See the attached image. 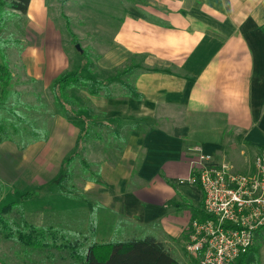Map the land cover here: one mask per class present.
I'll return each mask as SVG.
<instances>
[{
	"label": "crops",
	"instance_id": "obj_1",
	"mask_svg": "<svg viewBox=\"0 0 264 264\" xmlns=\"http://www.w3.org/2000/svg\"><path fill=\"white\" fill-rule=\"evenodd\" d=\"M14 12L4 23L13 41L3 48L12 84L34 93L43 109L44 99H59L73 119L48 118L45 139L2 142L0 157L10 149L21 159L11 183L26 185L37 169L53 186L70 155L94 151L98 173L87 178L83 196H64L85 198L97 241L128 240L121 221L162 220L173 206L187 228L203 203L189 180L196 148L215 163L255 172L264 148V0H30L25 14ZM63 26L77 49L70 50ZM74 73L104 83L99 94L70 88L76 109L57 86ZM162 230L155 237L184 264L183 249ZM253 248L245 264H264V228Z\"/></svg>",
	"mask_w": 264,
	"mask_h": 264
},
{
	"label": "rangeland",
	"instance_id": "obj_2",
	"mask_svg": "<svg viewBox=\"0 0 264 264\" xmlns=\"http://www.w3.org/2000/svg\"><path fill=\"white\" fill-rule=\"evenodd\" d=\"M6 9L9 13L14 12L8 7H6ZM54 17L58 19L56 15ZM10 18H13V16H10L8 19ZM59 22L62 25L61 19H59ZM18 23L20 24L19 21ZM4 28V25L0 26V51L2 52L7 43H3L1 45V42L7 40V38H11L5 33L8 32V28ZM61 30L65 40L70 41L68 42L70 50L73 51L74 49H77L80 42H77V38L73 34L72 29L70 27L65 28V26H63ZM86 43L87 42L84 41L81 43V46H87ZM4 58L5 57L0 54V60H4ZM73 67L74 64H72V68ZM16 85L17 84H12L11 82L9 91L0 99V124L5 126L8 135L11 137L10 140H5L3 142L15 141L18 145L20 144L25 146L32 138L43 135V132L44 134L49 132V125L46 121L48 118L56 117V114L62 113L66 117L73 119V115L71 113L64 112V108L62 107L63 103L60 102L59 99H44L43 109V104L39 100L40 98H37L34 93L21 91L19 86L16 87ZM89 86H94V83L89 82ZM55 87L56 86L53 87L54 92H52L54 95L56 91ZM68 94L70 95V91H68ZM73 99L75 100V98ZM67 104L73 108L76 107L75 101H72V103L67 102ZM41 112H44V121L43 119H39ZM34 132H37L38 135L35 136ZM10 146L11 145L9 143L6 144V148H9ZM81 149L83 148H80V150ZM7 152V156L9 158H6L5 155H1L0 157V207L8 202L22 200V207L27 219L35 222L39 226L46 227L52 224L55 228H62L66 232L72 234L75 228L79 230L83 227L85 234H87L89 223L87 219V202L86 204L83 202L85 198L79 197V200H81V202H79L76 200L78 198L71 199L64 196V192L71 193L72 195L76 194L78 196H83L84 185L87 182V178L93 177L96 173H98L97 168L92 167L95 165H91L90 163V160H94L95 152L87 150L84 153L81 150L82 154H84L87 159V165L85 167L80 159V157L83 156L82 154L80 157H75L68 165L64 163V170L62 169L58 174L59 177L61 176L58 179L60 183L56 184L58 186H52V183L55 182V180L50 181L51 185H48L49 182H42L45 178L41 179L38 176L43 172H39L37 169L32 174V180L26 183V185L24 183L20 185L15 184L16 182L11 183L12 180L15 179L13 178L14 175L20 173L19 164L21 159L15 156L14 151L7 149ZM14 157H16L15 160L13 159ZM227 165H229L233 171L242 172L236 168L232 162H227ZM67 170H69L70 174ZM67 173L71 175L70 178H67ZM191 183H193L194 186L197 184L192 181ZM28 189H34V193L32 196H29L30 198L26 199L23 193ZM182 205L184 206L182 210L188 207L184 203H182ZM170 208L171 210L162 220H154L148 224H141L133 220L121 221L119 229L127 227V231L130 236L124 239L142 238L149 235L159 237V231L163 229L161 232H163L165 236L172 234L173 236H171V240H174L173 244H177L178 242V247L183 249L184 254L182 262L184 264H195L193 258L186 252L184 244L190 224L187 228L186 225H180L184 222L175 220L173 217L174 215L176 216V210H178L179 207L173 206ZM198 215L199 212L194 213L193 219L197 218ZM12 216L18 220L20 218V214L17 212H13ZM183 217L185 216L183 215ZM177 227L178 230H180L181 227V234H179ZM0 259L5 264H78L75 259H71L67 251H60L55 248L42 250L33 249L14 240H6L1 236Z\"/></svg>",
	"mask_w": 264,
	"mask_h": 264
},
{
	"label": "built area",
	"instance_id": "obj_3",
	"mask_svg": "<svg viewBox=\"0 0 264 264\" xmlns=\"http://www.w3.org/2000/svg\"><path fill=\"white\" fill-rule=\"evenodd\" d=\"M189 180L203 192L197 218L187 232L186 250L198 264H238L264 228V148L255 172L233 171L195 149Z\"/></svg>",
	"mask_w": 264,
	"mask_h": 264
},
{
	"label": "trees",
	"instance_id": "obj_4",
	"mask_svg": "<svg viewBox=\"0 0 264 264\" xmlns=\"http://www.w3.org/2000/svg\"><path fill=\"white\" fill-rule=\"evenodd\" d=\"M29 4L30 0H0V26H3L10 16L17 15L16 12H7L6 7L11 11L25 14L28 11ZM12 41V38H7V40L1 42V45ZM82 53L85 54V58L89 59V65H93L90 62L89 52L86 50ZM0 54L3 56L2 51H0ZM11 82L12 72L4 58V60H0V99L9 91ZM89 82L94 83V86H89ZM57 86L59 98L65 103L75 101L68 94L69 89L72 87L88 88L92 94H99L104 89L103 81L91 80L78 73L61 76L57 81ZM34 135L37 136V132H34ZM46 135L47 133H43L44 138ZM82 138H85V136H82ZM10 139L11 137L8 135L5 126L0 124V143ZM38 139L42 138L39 136L32 138L30 141L33 142ZM81 154V151H77L75 154L70 155L66 159V164L68 165L75 157H80ZM80 159L85 167L87 160L84 156H81ZM67 171L69 173V170ZM68 173L67 178H70L71 175ZM64 193L66 196L75 197L71 193ZM32 195L33 193H27L24 194V197ZM22 204V200H17L5 203L0 207V236L6 240H14L33 249L55 248L56 250L67 251L71 259H75L78 264H180L154 235L124 241L100 242L96 240L95 220L91 221L87 234H72L62 228H55L53 225L41 227L29 222L25 217ZM13 212L20 214L19 220L12 216ZM250 252L238 264H245ZM0 264L5 263L0 259Z\"/></svg>",
	"mask_w": 264,
	"mask_h": 264
}]
</instances>
